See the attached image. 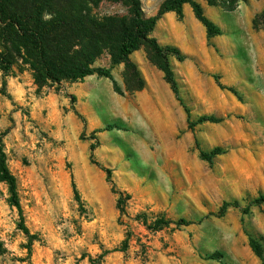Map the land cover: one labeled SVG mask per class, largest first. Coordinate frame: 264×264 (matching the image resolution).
Returning <instances> with one entry per match:
<instances>
[{
  "label": "rangeland",
  "instance_id": "rangeland-1",
  "mask_svg": "<svg viewBox=\"0 0 264 264\" xmlns=\"http://www.w3.org/2000/svg\"><path fill=\"white\" fill-rule=\"evenodd\" d=\"M163 1L140 0L144 15L154 16ZM217 1L214 6L224 11L219 22L231 29L225 34L244 63L245 82L228 86L220 72L187 61L192 83L210 97L204 106L208 99L199 95L200 103L182 89L184 59L180 63L169 55L168 61L190 120L214 116L218 122L190 130H173L165 122L161 106L173 111L179 102L147 45L129 55L143 82L134 93L127 91L126 78L132 76L123 63L111 68L112 80L92 74L43 86L19 60L8 75L0 71V152L15 178L23 225L31 235L23 231L8 184L0 180V264H240L249 257L250 264H264V204L246 214L228 207L215 216L224 202L242 208L264 194V70L253 67L251 58L261 47L264 51V0L248 17L238 5L249 0ZM92 13L101 17L126 10L103 0ZM236 14L242 17L239 27ZM167 29L158 32L164 36ZM110 65L104 53L93 67ZM214 75L235 93L220 88ZM91 144H96L93 159L111 169L116 188L130 197L124 215L104 173L89 160ZM216 147L222 152L211 163L200 158L199 150ZM225 179L230 183L223 184ZM142 213L147 224L136 218ZM161 217L191 224L150 229ZM249 238L260 244L261 257ZM104 251L110 252L100 259Z\"/></svg>",
  "mask_w": 264,
  "mask_h": 264
},
{
  "label": "trees",
  "instance_id": "trees-1",
  "mask_svg": "<svg viewBox=\"0 0 264 264\" xmlns=\"http://www.w3.org/2000/svg\"><path fill=\"white\" fill-rule=\"evenodd\" d=\"M101 1L103 0H0V71L3 76L8 75L16 60H19L29 66L34 82L38 86L49 82L60 84L62 81H82L92 74L112 80L111 68L123 63L132 76L126 78L127 91L134 93L142 89L143 82L138 77L129 55L141 46L147 45L155 57L158 69L163 73L164 80L184 108L188 128L193 129L196 124L203 122H218L220 119L214 116H200L195 122L190 120V111L182 102L168 61V56L172 55L181 62L184 55L174 46L160 45L151 36L158 19L165 12L173 11L181 20L182 6L186 3L190 5L195 18L204 26L208 38L220 35L222 33L220 27L204 14L201 5L196 0H164L154 16L146 17L140 0H105L123 5L126 13L98 17L92 13V7ZM206 2L208 5L218 3L217 0H206ZM262 15L264 16V10ZM104 53L110 55V67H93L94 62ZM214 78L220 88L235 93L234 89L220 84L217 75H214ZM2 86H5V80L2 81ZM113 88L118 91L114 82ZM72 99L75 97L73 96ZM74 113L84 121L76 110ZM95 147L96 144H91L89 147V160L104 173L111 193L117 196L116 206L119 213L124 215L126 201L130 197L116 188L111 169L93 159ZM221 152L219 147L209 153L199 150V156L202 160L211 163L212 158ZM0 180L8 184L12 205L16 207L20 217V225L23 231L31 236L23 225L15 178L6 166L2 151ZM263 203L264 194L258 195L242 208L236 201L224 202L215 216L224 215L228 207L238 208L246 214L251 206H259ZM136 218H142L143 223L147 224L144 213L138 214ZM170 224L179 228L191 224V221L184 218L173 221L161 217L156 218L149 228L157 231ZM249 242L256 256L261 257L260 244L253 238H249ZM124 247L121 250H124ZM109 252L104 251L99 258L102 259ZM89 261L94 262L90 257Z\"/></svg>",
  "mask_w": 264,
  "mask_h": 264
},
{
  "label": "crops",
  "instance_id": "crops-1",
  "mask_svg": "<svg viewBox=\"0 0 264 264\" xmlns=\"http://www.w3.org/2000/svg\"><path fill=\"white\" fill-rule=\"evenodd\" d=\"M258 1L259 0H249L246 3L241 2V4L238 5V8H240L247 17L251 16L254 12H257L262 8L259 7L257 10L251 9L252 7L257 6ZM197 2L201 5L204 14L206 13L207 17L220 27L222 31L220 35L208 38L204 26L193 17L190 11L191 7L187 3L182 6L183 17L181 20L176 17L175 12L173 11L162 14L155 25L153 35L161 45L174 46L185 56L183 65L184 68H180L182 69L180 74L182 73L184 75V79L182 80L184 82V87L182 89L185 92H189L191 98L196 99L199 102V95L203 96L206 100L208 99V101L204 104V106H206L211 103L209 99L210 97H208V95L202 91L198 85L192 83L194 75L191 69L186 68L187 65L185 63H187V61L195 59L198 60L201 65L210 68L211 71L214 69V71L220 72L222 81L228 86L242 85L246 79V72L244 70L243 61L239 59L235 41L231 36L225 34L227 31L230 33L231 29L226 31L224 24H220L221 22H219V18L224 12L222 8L219 6L208 5L204 0H197ZM235 17H237V25L239 27L242 17H240L239 14H236ZM185 19H188L191 23L188 27L185 25V22L183 23ZM169 24L173 25L172 29H167L166 31L168 32L164 31L165 35L162 36L160 32H158V29L161 27L166 28ZM234 29L239 28L234 27ZM243 37L244 36L241 35L240 38ZM251 58L253 60V67L257 66L264 70V65L261 64L262 60H264V51H262V47L260 52L252 53ZM219 105L222 106V102H220ZM160 110L161 114L164 115L163 118L166 120L165 122H169V124L172 125L173 130H177L178 128L189 129L187 116L180 102L179 105L177 104L173 106V111L166 106H161ZM194 114V116H197L196 113ZM246 179L247 177L241 180V182H244ZM228 183H230V181L225 179L223 184ZM244 262L246 264L254 263L250 257L248 259L246 258L241 260L240 264H244Z\"/></svg>",
  "mask_w": 264,
  "mask_h": 264
},
{
  "label": "bare ground",
  "instance_id": "bare-ground-1",
  "mask_svg": "<svg viewBox=\"0 0 264 264\" xmlns=\"http://www.w3.org/2000/svg\"><path fill=\"white\" fill-rule=\"evenodd\" d=\"M166 29H167V27H166ZM165 31V30H164Z\"/></svg>",
  "mask_w": 264,
  "mask_h": 264
}]
</instances>
